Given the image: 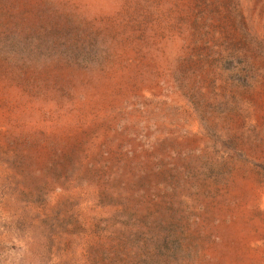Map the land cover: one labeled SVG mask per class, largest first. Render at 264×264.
Masks as SVG:
<instances>
[{"label":"rangeland","instance_id":"374dc122","mask_svg":"<svg viewBox=\"0 0 264 264\" xmlns=\"http://www.w3.org/2000/svg\"><path fill=\"white\" fill-rule=\"evenodd\" d=\"M0 264H264V0H0Z\"/></svg>","mask_w":264,"mask_h":264}]
</instances>
